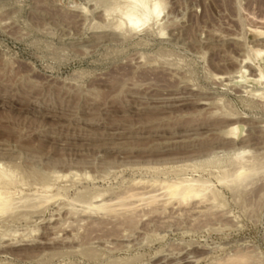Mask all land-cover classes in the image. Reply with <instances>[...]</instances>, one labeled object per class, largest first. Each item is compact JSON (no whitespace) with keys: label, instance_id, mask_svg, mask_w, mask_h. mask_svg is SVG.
<instances>
[{"label":"rangeland","instance_id":"rangeland-1","mask_svg":"<svg viewBox=\"0 0 264 264\" xmlns=\"http://www.w3.org/2000/svg\"><path fill=\"white\" fill-rule=\"evenodd\" d=\"M160 1L0 0V264H264V0Z\"/></svg>","mask_w":264,"mask_h":264},{"label":"bare ground","instance_id":"bare-ground-1","mask_svg":"<svg viewBox=\"0 0 264 264\" xmlns=\"http://www.w3.org/2000/svg\"><path fill=\"white\" fill-rule=\"evenodd\" d=\"M134 1V4L132 5V6H134V7H132V8H135V9H133V11H128L127 13H126V17H125V19L126 20H128V21H126V22H129L132 26H134V27H137L138 26V23H139V21L138 20H134V15L136 14V13H138V12H142V11H144V5L147 3V1L148 0H133ZM154 1V0H153ZM160 1V0H159ZM98 3V2H97ZM160 3H161V1H160ZM160 3L157 1V2H155V5H156V7L157 8H160L161 9V6H160ZM161 5H162V3H161ZM135 10V11H134ZM130 25V26H131ZM246 59V58H245ZM232 77V76H231ZM232 123V122H231ZM236 155V154H235ZM239 156V155H238ZM237 156V157H238ZM240 158V157H239ZM235 159V158H234ZM241 159V158H240ZM243 159V158H242ZM235 161V160H234ZM238 161V160H237ZM240 164V163H239ZM237 165V164H236ZM245 165V164H244ZM244 167V166H243ZM7 168V167H6ZM9 168V167H8ZM240 168H241V166H240ZM241 170V169H240ZM237 173V172H236ZM235 175V174H234ZM240 176V175H239ZM243 179V178H242ZM187 180V179H186ZM180 183V182H179ZM189 183V182H188ZM175 184V183H174ZM185 184H187V183H185ZM184 184V185H185ZM191 184V183H190ZM190 184H188V185H185V186H183V187H179V184H175V186L176 185H178L177 187H175L174 185H170L168 188H169V190L171 191V194H174L176 191H178L179 192V188L181 189V194H184L185 196H188L187 194H189V192L191 193V191L193 190V184L192 185H190ZM198 184V183H197ZM195 187H196V185H194ZM179 187V188H178ZM243 187V186H242ZM236 189V188H235ZM199 190V189H198ZM197 190V191H198ZM208 190V189H207ZM194 192V191H193ZM139 194V193H138ZM169 194V193H168ZM192 194V193H191ZM211 196L213 195L212 194V192H210L209 193ZM177 195V194H176ZM184 195H182V196H184ZM171 196V195H170ZM184 196V197H185ZM197 196V195H196ZM206 196V195H205ZM189 197H190V194H189ZM191 197H193V195L191 196ZM188 198V197H187ZM2 198H0V200H1ZM209 199H211V197L209 198ZM4 200H6V198H4L3 197V201H1L0 202V212L2 211V212H5L7 209H5V208H9L10 206H8V207H5L6 205H5V201ZM8 200V199H7ZM181 200V201H180ZM14 201H15V199H14ZM183 200L179 197V202L178 203H183L182 202ZM203 202V201H202ZM14 204V203H13ZM5 205V206H4ZM10 205V204H9ZM14 205H16V204H14ZM5 207V208H4ZM2 209H5V210H2ZM95 209V208H94ZM203 209V208H202ZM8 210H10V209H8ZM7 210V211H8ZM1 212V213H2ZM110 212V211H109ZM199 213V212H198ZM130 214V213H129ZM118 215V214H117ZM132 219V218H131ZM132 222V221H131ZM229 261H230V258L228 259Z\"/></svg>","mask_w":264,"mask_h":264}]
</instances>
